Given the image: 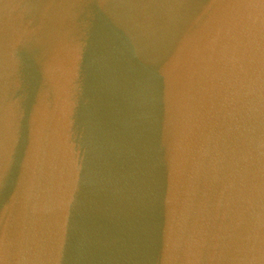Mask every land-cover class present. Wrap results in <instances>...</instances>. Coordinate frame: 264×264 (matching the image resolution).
Returning a JSON list of instances; mask_svg holds the SVG:
<instances>
[{"label": "water", "instance_id": "obj_1", "mask_svg": "<svg viewBox=\"0 0 264 264\" xmlns=\"http://www.w3.org/2000/svg\"><path fill=\"white\" fill-rule=\"evenodd\" d=\"M0 264H264V0H0Z\"/></svg>", "mask_w": 264, "mask_h": 264}]
</instances>
